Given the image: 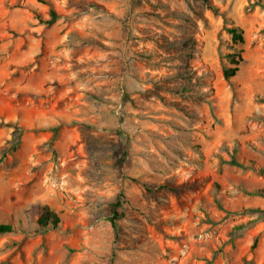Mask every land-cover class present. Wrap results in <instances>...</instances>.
I'll return each instance as SVG.
<instances>
[{
    "label": "rangeland",
    "instance_id": "obj_1",
    "mask_svg": "<svg viewBox=\"0 0 264 264\" xmlns=\"http://www.w3.org/2000/svg\"><path fill=\"white\" fill-rule=\"evenodd\" d=\"M44 1L0 0V264H264V0Z\"/></svg>",
    "mask_w": 264,
    "mask_h": 264
},
{
    "label": "trees",
    "instance_id": "obj_2",
    "mask_svg": "<svg viewBox=\"0 0 264 264\" xmlns=\"http://www.w3.org/2000/svg\"><path fill=\"white\" fill-rule=\"evenodd\" d=\"M38 1L43 3L45 2L44 0H38ZM57 17L58 16L53 9L50 10V19H48L47 21H43L39 15L36 16V18H38L40 22H45L48 25L52 24L57 19ZM227 30L230 33L234 42H238V43L243 42V33L239 27L232 26L229 27ZM227 58L230 61V63L233 64V66L229 68H225L223 70V75L226 79L230 78L235 74L238 68V64L242 60V56L240 53H229L227 55ZM230 162L237 164L233 160H231ZM259 171L264 173V167L260 168ZM253 194H257L264 199V189L257 190ZM115 208H117V205H113L112 212L114 213L117 212ZM251 212L258 213L259 216L264 217V207L262 209L255 208L251 210ZM59 222H60L59 216L54 211L48 208H44L39 218L37 219V224L42 228H46V227L56 228ZM112 226L115 227V224L112 223ZM12 230L13 227L11 224L0 223V234L8 233L11 232Z\"/></svg>",
    "mask_w": 264,
    "mask_h": 264
}]
</instances>
